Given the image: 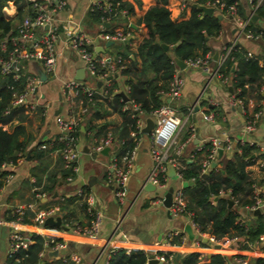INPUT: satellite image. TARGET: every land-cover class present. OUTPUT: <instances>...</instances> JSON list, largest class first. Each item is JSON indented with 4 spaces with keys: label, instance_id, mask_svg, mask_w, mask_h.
<instances>
[{
    "label": "crops",
    "instance_id": "crops-1",
    "mask_svg": "<svg viewBox=\"0 0 264 264\" xmlns=\"http://www.w3.org/2000/svg\"><path fill=\"white\" fill-rule=\"evenodd\" d=\"M14 1L8 0L2 9L4 16L11 22L10 30L13 33H15L20 20L31 12L30 6L25 5L22 7L20 17H17ZM20 1L26 2L25 0H17V2ZM62 1L64 5L56 11L54 20L58 36L54 44L56 62L52 73L55 80L49 77L50 73L46 76L45 81H41L38 84L37 93L40 96V100L36 101L38 105L35 108L31 109L29 107L31 112L27 116V122L14 120L9 126L11 128L16 124L24 125L26 132L32 138L28 147V149L33 147L30 152L39 141L52 140L60 136L57 127H55L57 117L68 119L70 105L60 94V85L64 81L73 80L77 82L78 80L75 79L76 72L82 68V63L76 58L68 38L78 31L93 37L99 33L128 30L130 38L127 42L114 40L111 41V44L105 46V43L109 41L96 40L92 45V49L99 57L113 59L119 55H123L124 58L128 59V62L133 58L136 68H139L140 61L136 55V48L145 32L144 27L139 23V19L146 9L153 4V0H137L138 2H135V0H125L131 4V12H127L126 15L119 16L118 18L109 19L108 21H101L99 18L96 21L87 15L92 0ZM167 3L172 20L180 21L189 16L190 9L178 8L176 0H167ZM236 4L239 5L243 14L242 16L245 18L250 17L248 22L252 21L255 26L264 31V21L258 19L253 13L249 0H236ZM213 12L220 14L215 9H213ZM252 16H256V19L252 20ZM238 17L245 19L239 15ZM219 20L220 30L217 36L207 40V44L210 47V50L207 52L211 58L210 67L215 69V61L222 47L230 43H235V45L245 49L246 52H250L253 56H259L258 63L264 65V42L260 37L249 36L251 33L241 29L230 14L221 15ZM33 36L34 38H38L40 31L34 30ZM171 58L173 61L175 57ZM27 62L25 71L37 76L36 70L37 68L40 69L39 65L34 61ZM174 67V70L183 81L179 96L175 99H169L164 93H161L160 98L163 104L174 108L179 114L177 115L180 119V126L176 133L175 141L177 143L184 142V145L176 158L190 163L192 162L193 154L202 149L206 143L211 145L213 140H216L220 144L225 140L229 141L230 148L228 150L222 149L220 157L223 155L225 158H228L235 150L237 142L251 143L255 145L258 153H264V85L260 87L262 99L257 101L253 98H248L244 109L243 105L240 106V104L234 101V93L228 90L229 82L223 84L216 75L211 76L195 68L184 67L183 69H179L175 63ZM83 73L82 81H85L87 77L86 72ZM93 77H95L94 85L97 88L94 93L98 94L103 89L112 87L111 91L112 89H117L118 92L116 93L123 92L127 97L124 77L118 73L115 76L112 75L110 79L104 78L100 80L97 76ZM98 82H100L99 86H97ZM46 96L54 99L55 102L51 104L52 101L50 99L46 100ZM41 99L44 102H40ZM73 99L71 106L73 109H76L78 102L74 105ZM127 101L123 102L128 104ZM57 102L62 103L63 108L58 106ZM41 103H44L46 106L41 108L39 106ZM253 106H259L261 113L256 120L254 130L246 134L243 131L246 113L252 114L251 109ZM37 107L41 108L40 111H38L39 108ZM87 108V112L78 125L80 127L75 136L76 150H79V154L82 155H89L91 153L90 144L85 139L95 133L90 128L92 125H104L107 129H111L119 126L123 121V115L119 111L113 110L101 99L92 100ZM93 110L99 116H93ZM121 110H123V107ZM209 113L212 114L213 118L206 120L204 116ZM140 114L142 116L137 117L142 127L145 119L150 116L141 112ZM53 122L55 123L54 127L51 126ZM98 137L100 136H93L92 141L94 142ZM150 145L151 139L149 134L146 137L138 136L130 176L126 180L128 181L126 187L128 192L126 195L127 203L124 208L119 207L121 203H118L117 206L114 204L116 201L112 196V188L107 182L108 186L105 185L106 189H103L98 184V174L89 173L83 179L84 183L82 182V186L76 188L72 182L75 176L81 177L83 174V169L80 166L76 165L77 170L73 174L71 181H66L65 179L58 181L52 194L41 191V186L33 185L34 178L31 170L36 163L35 160L29 159L30 153L27 160L25 159V153L22 159H18L14 164L7 166L5 171L10 173V177L6 180L2 178L3 182L0 187V231L6 229V236L3 242L0 241V264L4 263L7 255H9V234L14 229L11 225L14 219V210L18 207L25 209L16 230L22 236L27 237L31 233L41 235L40 229L32 223L33 213L38 209L59 206L60 204L64 206V209L60 211L59 208V212L54 217H59L60 224L58 226L44 224V226L58 230V239L63 240L66 246L61 249L62 251L59 250L55 256H49L48 252L50 251L44 248L42 255L39 256L41 258L45 255L54 258L73 253L80 259L78 264H104L108 258L109 250L121 248L126 252L130 250H142L148 255H155L158 252H170L173 256L176 254L180 256L184 253L197 252L201 256L200 263H205L208 257L214 253L224 256L226 259L225 264H236L235 259L237 257L248 259L251 263L257 259L263 260L264 243L244 244L242 243L244 237L239 238L236 242H229L227 238H223L224 240L222 239V244L218 248L209 247L207 244L201 245L200 242H204V239L197 241L187 214L183 213L177 217H172L167 209L163 207L162 203L156 201L158 197H163L166 190L162 191L156 188L154 190L144 189L147 183L146 178L152 165L148 152ZM117 147L118 144L113 140L112 145L107 148L106 152H99L108 161L106 168L111 158L115 157L117 160L121 158V156H116ZM45 149L49 150L45 159L49 162L48 168L50 169L54 166L57 157L60 155L56 149L50 150L49 144L40 150ZM78 157L79 155L76 160L79 159ZM216 159H218L217 153ZM176 162L177 164L179 163L177 159ZM168 167L174 171V175L168 176ZM168 167L166 170L168 176L166 189L171 187L174 190L183 187L184 182L176 176L175 170L172 167ZM245 170L250 178L254 180L252 190L264 192V170L258 168L256 164L247 166ZM104 173L106 177V171ZM90 178L94 182L88 185L87 182ZM94 187H96V200L93 198ZM78 189L91 196L90 210L101 211L104 215L96 236L80 235L63 227L64 223H77L84 226L89 221L90 217L86 210L87 205L85 200L83 197L76 195ZM27 205H30V207L25 208ZM237 212L239 221L243 222L244 225L254 223L255 215L253 211H249L246 207H243L238 209ZM259 214L264 218V208L260 210ZM116 226H118L117 232L115 231ZM186 226H189L192 232L191 239L188 238V235L184 231ZM173 231H176L178 235L169 238L168 234ZM122 234H124V237L121 236ZM173 238H176L175 243L171 242Z\"/></svg>",
    "mask_w": 264,
    "mask_h": 264
},
{
    "label": "trees",
    "instance_id": "trees-1",
    "mask_svg": "<svg viewBox=\"0 0 264 264\" xmlns=\"http://www.w3.org/2000/svg\"><path fill=\"white\" fill-rule=\"evenodd\" d=\"M8 0H0V41L7 39L14 34L11 29V22L2 12ZM177 1L180 9L189 8V16L180 21H174L170 18V9L167 0H153L143 15L139 23L144 27V36L136 48V55L140 61V67L136 68L133 58L127 61L125 67L117 73L124 77L126 84L128 100L138 107L139 112L134 113L129 110H121L126 105L119 97L118 93H113L108 88L107 96L101 97L97 93L91 95L92 100L101 99L113 110L119 111L123 115V121L119 126L107 129L104 125H92L90 128L95 131L96 136L103 137L107 130H110L112 139L118 144L116 156L120 157L129 151L134 142L130 136L131 132L136 131L137 114L144 113L149 115L152 110L163 104L160 98L161 93L168 91L171 80L174 63L171 57L180 60L194 58L205 55L210 47L207 44L208 39L217 36L220 30V20L214 15H202L200 9L192 7L191 4L204 5L206 2L214 3L213 9L221 15L225 14L228 5L236 0H183L184 6H180L181 1ZM135 2H138L135 0ZM223 2L222 7L218 3ZM255 2V0H253ZM17 17H20L22 7L29 5L27 2L14 1ZM236 6V14L242 16L239 5ZM118 8H124L128 13L132 11L131 4L122 0ZM253 13L258 19L264 21V0L254 8ZM88 17L98 21L101 13L96 9L88 10ZM246 19V18H245ZM252 35L259 34L264 42V31L249 21L244 27ZM166 44L167 50H163L160 44ZM10 43L6 42L4 51H0V57L4 58L10 50ZM124 58L123 55H119ZM259 56H246V50L235 45L230 50L224 61L218 68V72L223 76H229V85L234 97L241 99L245 109V103L248 98L255 100L262 99L260 87L264 85V65L258 63ZM102 73L103 69H98ZM25 69L21 71L17 80L13 79L11 73L0 74V165L2 163L14 164L18 155L24 156L26 150L32 141L31 136L26 132L24 125L16 124L9 127L14 120L27 122V116L31 112L28 105L11 107L9 105L15 93L21 91L24 84ZM114 86V85H112ZM86 102L87 97L79 94L74 97V105L77 102ZM38 111H40V107ZM259 110V106H253L251 112ZM93 116H99L95 110ZM251 114L246 113V119ZM80 126L72 128L68 134L75 137ZM43 143L50 145L51 149H58L61 141L56 139L39 141L30 152L29 159L35 160L36 165L31 170L34 178V186H41L40 190L47 194H52L58 181L64 180L72 175L70 169L63 167L61 157H57L52 168H48L49 162L45 159L49 150L37 149V145ZM210 144L206 143L202 149L193 154L192 162L187 163L184 160H178L177 172L180 173V179L184 182L181 192L186 200V212L189 218L194 222L199 231L219 239L224 236L244 237L247 240L255 239L259 234L264 233V218L262 215H255L253 224L242 225L238 219L237 210L243 207H249L254 203L252 198V186L254 180L246 172V167L255 164L257 160L264 157V153H258L255 145L246 142L235 144V150L228 158L223 155L215 160L214 167H208L202 170L201 163L206 158ZM264 170V167L261 168ZM6 171H0V187L2 178ZM226 195V196H225ZM227 200L234 201L232 208L227 207ZM60 211L64 209L59 205ZM8 218V217H6ZM64 218V217H63ZM65 219V218H64ZM28 245L25 249H17L15 252L7 255L6 264H73L70 260L62 261L61 257H39V253L46 246H52L53 243L36 233L27 236ZM173 238L171 242H176ZM56 239L55 241H59ZM206 245L205 242H200ZM156 255L167 257L172 256L174 264H225V257L214 253L211 254L205 263H200V254L197 252L184 253L175 260V256L170 252H158ZM148 254L142 250H130L117 248L108 251L106 264H145ZM18 260V261H17ZM262 259H257L256 263H261Z\"/></svg>",
    "mask_w": 264,
    "mask_h": 264
},
{
    "label": "built area",
    "instance_id": "built-area-1",
    "mask_svg": "<svg viewBox=\"0 0 264 264\" xmlns=\"http://www.w3.org/2000/svg\"><path fill=\"white\" fill-rule=\"evenodd\" d=\"M31 9L29 15L24 16L15 29V33L12 34L8 40L2 39L0 41V51H4L6 48V42L10 43V50H8L6 57H0V74H8L11 73L13 75V79L17 80L21 71L24 70L23 62L34 61L36 62L40 69L45 73V75H49L53 72L56 58H55V48L54 44L58 39L57 36V26L54 22L55 13L59 10L64 2L62 0H25ZM122 0H92L90 3L89 10L96 9L101 13V21H108L112 18H118L119 16H124L127 14V11L124 8H118L119 3ZM180 6H184L185 2L180 0ZM251 3V7H256L261 0H249ZM223 2L218 3V7H222ZM236 2L228 5L225 9V14H230L236 20V23L241 29L247 25L250 17L246 19H241L236 14ZM203 6L211 7L213 9L214 3L206 2ZM40 31V36L38 38H34L33 31ZM252 37H259V34L252 35ZM130 38L129 31H113L107 33H99L95 36L87 35L84 32H76L72 34L69 38V44L71 49L74 51L76 58L81 61L82 68L84 72H87L91 76H97L98 79L103 80L108 76L115 75L120 69L125 67L128 59L117 56L113 59L99 57L92 49V45L96 40L102 41H122L127 42ZM235 47V43H230L224 47H222L221 52L216 58V67L212 69L210 67L211 58L210 54L206 53L203 56H197L194 58H187L182 60L185 67L195 68L209 75H216L223 84L229 82V79L226 76H223L218 72V68L221 63L224 61L230 50ZM247 57H252L253 55L250 52H246ZM103 69L102 73H98V69ZM40 79L29 73L24 74V84L20 92L15 93L12 99L9 102L11 107L20 106L23 104L28 105L31 109L35 108L38 104L36 101L40 100V96L37 93V86L40 83ZM182 78L173 70V74L171 80L169 82L168 91L164 93L166 97L169 99H175L179 96L180 89L182 87ZM128 88L126 87V92ZM113 93L118 92L117 89H112ZM94 91H91L84 87L82 84L70 80L64 81L60 85V94L64 98V100L70 105V109L68 110V119H63L62 117H57L56 127L60 136H58V140L61 141V146L56 149L58 154L60 155L63 167L70 169L73 174H75L77 168L74 164L77 158V150H76V138L70 136L68 133L72 131L73 127H76L82 121L84 115L87 112V107L92 99L90 98ZM107 89H103L101 92H98V95L101 97L107 96ZM82 94L87 97L86 102H78V106L76 109L72 108V98L77 95ZM31 95L35 96L34 102H28L27 98ZM240 106L243 105L242 100L235 98L234 100ZM128 104L123 106V110L133 111L134 113L139 112L138 107L131 103L129 100ZM41 108H44L46 105L44 103L39 104ZM260 109L251 114L249 119H245V123L243 126V131L248 134L254 130L256 120L260 115ZM149 116L154 121V126L152 131L149 134L151 139V145L149 146L148 152L151 158V168L147 175L146 181L147 183L154 186V188L165 191L166 190V180H167V167L170 166L175 170L176 176L180 179V173L177 172L178 164L176 162V157L179 155L184 142L177 143L175 141L176 133L180 126V119L177 113L170 108L166 104H161L156 109L152 110ZM206 120H211L213 118L212 114L209 113L204 116ZM141 125L139 121L136 122V131L131 132L130 136L134 142L133 147L127 151L124 155L121 156L119 160L115 157L111 158L109 164L107 165L106 171V182L111 186L113 190V195L116 198L118 203H122L125 198L124 187L126 184V180L128 175L130 174L133 156L135 152L136 145L138 143V136L140 134ZM112 135L110 130H107L103 137H98L94 140L92 146L90 147V152L99 153L104 148H108L112 145ZM241 143V142H240ZM243 143V142H242ZM248 143V142H247ZM251 144V143H248ZM45 145L40 143L37 145V149H43ZM221 148L224 150H228L230 148V144L228 140H225L222 144L218 143L216 140H213L210 148L208 150V154L206 158L202 161L201 166L202 170H206L211 162L215 161L217 149ZM22 155H18V159H22ZM16 160V161H17ZM258 168L264 167V157L262 159L257 160L255 163ZM11 165L10 163H2L0 165V171H5L6 167ZM10 177V173L7 172L3 179L6 180ZM73 176L70 175L65 178L66 181H71ZM254 186V185H253ZM252 186V187H253ZM76 195L83 197L86 203V210L89 214V221L86 225L81 226L77 223L73 224H63L66 230H70L71 232L78 233L84 236H96L98 234L101 221L103 219V213L97 210H90L89 206L91 204V196L87 193H84L81 189L76 191ZM254 203L247 207L249 211H254L256 209L261 210L264 208V192L263 191H254L252 196ZM157 202L161 203L162 196L156 199ZM234 204V201H232ZM30 205H27L25 208H29ZM168 213L172 217H177L180 214H187L186 212V200L181 192V188H177L172 190L171 193V202L169 207L166 208ZM25 209L24 208H16L14 210V219L11 222L13 226V230L9 234V246H8V254L15 252L17 249H25L29 243L28 238L22 236L16 229L18 226V222L23 217ZM59 212V206H51L42 209L36 210L32 215V223L38 227L41 231L42 237L46 239L45 245L48 242L53 243L52 246H46L49 251H56L63 249L66 244L63 240L55 241L58 239L57 233L58 230L54 228H47L44 226V221L48 217L54 218ZM240 224L244 225L243 222L240 221ZM190 225L193 229V234L196 237L197 241H201L204 239V242L209 247H214V245L222 244V239L227 238L229 242L238 241V237H222L219 239H214L212 236H209L205 233L199 231L198 226L190 220ZM118 226H116L115 231L117 232ZM64 230V229H63ZM178 235L176 231L170 232L168 237ZM124 237V234L121 235ZM184 240V238H182ZM224 240V239H223ZM242 243L252 245V244H261L264 243V233L259 234L254 241H248L246 239H242ZM42 255V252L39 253V256ZM154 258L159 262V264H174L172 262V256L169 255L164 257L163 255H153ZM62 261L70 260L73 264L79 263V257L74 255L73 253L62 256ZM18 261V260H17ZM106 261L104 264H106ZM236 264H264V259L261 263L250 262L248 259L237 257L235 259ZM2 264H6L5 262ZM146 264V263H145Z\"/></svg>",
    "mask_w": 264,
    "mask_h": 264
},
{
    "label": "water",
    "instance_id": "water-1",
    "mask_svg": "<svg viewBox=\"0 0 264 264\" xmlns=\"http://www.w3.org/2000/svg\"><path fill=\"white\" fill-rule=\"evenodd\" d=\"M191 6L192 7H197L198 9H200L202 15H210V14H212L217 19H220L221 18V15L218 14V13H216V12H213V9L211 7H206V6H203V5H196L194 3H192ZM251 19L252 20H255L256 19V16H252ZM111 43H112L111 41L106 42L105 43V46H107V45H109ZM160 46H161V48L163 50H167V48H168V46L166 44H163V43H161ZM215 55H214V57H215ZM173 61H174L175 65L179 69H183L185 67V65H184V63H183L182 60L177 59V58H173ZM83 72H84L83 68L78 69V71L76 72L75 79L76 80H82L83 79V74H84ZM36 73H37V77L40 79V81H45L46 80V75H45V73L41 69L37 68ZM113 76H115V75H113ZM111 77L112 76H108V77H106V79H110ZM99 85H100V82L97 83V86H99ZM228 90L231 91L230 87H228ZM118 95L120 97H122L123 101H127V97H126V95H124L123 92H119ZM153 126H154L153 119L150 118V117H147L145 119V121H144V125L140 129V133L141 134H146V135L150 134V132L153 129ZM32 148L33 147H31L30 149H28V151L26 152V155H25V159L26 160L28 159L30 150ZM106 150H107V148H104L102 150V152L104 153V152H106ZM220 155H221V148H218L217 149V158H219ZM214 166H215V162H211L210 163V167H214ZM167 171H168V176L174 175V171L171 168L168 167V170ZM92 182H94V181H93V179L90 178L88 180L87 184L88 185H91ZM144 189L145 190H148V189L149 190H154V186L153 185H150L149 183H146ZM171 193H172V188L171 187H168L166 189V192L163 194L161 203H162L163 207H165V208L169 207V205H170V202H171ZM231 206H232V201L231 200H227V207L230 208ZM259 213H260V210H258V209H256V210L253 211V214L254 215L259 214ZM44 224L51 225V226H58L60 224V219H59V217H56V218L48 217V218L45 219ZM62 229H64V228L62 227ZM184 231L188 235V238L191 239L192 238V232H191L189 226H186L184 228ZM213 248H218V245H214ZM56 254H57L56 251H50V252H48V255L49 256H55ZM174 258H175V260H177L179 258V254H176ZM146 264H159V262L154 258L153 254H149L148 257H147Z\"/></svg>",
    "mask_w": 264,
    "mask_h": 264
},
{
    "label": "rangeland",
    "instance_id": "rangeland-1",
    "mask_svg": "<svg viewBox=\"0 0 264 264\" xmlns=\"http://www.w3.org/2000/svg\"><path fill=\"white\" fill-rule=\"evenodd\" d=\"M118 42V41H116ZM25 66H27L28 62H23L22 63ZM25 70H26V67H25ZM27 72V71H26ZM53 73V72H52ZM52 73L51 75L49 76L50 78H52L53 80H55L54 76H52ZM86 79L85 81L83 80H78L77 82L78 83H81L84 87H86L87 89L91 90V91H94L96 92V87L94 85L95 83V77L89 75L87 72H86ZM50 81V80H49ZM48 81V82H49ZM46 100L47 99H50L52 101L51 104H53L55 101L54 99L46 96L45 98ZM27 101L28 102H34L35 101V96L31 95L30 97L27 98ZM40 102H44L43 99H41ZM58 106H60L61 108H63V104L60 103V102H57ZM169 106V105H168ZM170 107V106H169ZM172 108V107H170ZM177 114V110H175L174 108H172ZM179 115V114H178ZM138 117H141L142 115L139 113L137 115ZM54 122L53 124H51L52 127H54ZM56 125V124H55ZM56 127V126H55ZM92 130V129H91ZM93 136H95V133L92 135V136H89L86 140V142L90 144V147L92 146L93 144V141H92V138ZM139 136H142V137H146L147 135L146 134H139ZM79 155V159L75 161V165L77 166H80V168L83 169V174L80 176H75L74 177V180L72 182V184L75 185L76 188H80L82 186V184L84 183L83 179L89 174V173H94V174H98V184L103 188V189H106V186H108V184L106 183V178H105V171H107V168H106V164L108 163L107 159L105 157H103L102 155H100L99 153H93L91 152L89 155H82V154H79V150L77 151V156ZM110 162V160H109ZM104 173L103 177H102V174ZM130 176V174L128 175V177ZM127 177V179H128ZM83 182V183H82ZM127 183L128 181H126V184H125V187H124V191H125V198L123 200V202L121 203V205L119 207L121 208H124L126 206V195H127V190H126V187H127ZM106 185V186H105ZM96 187L93 188V198H95V200L97 199V196H96V191H95ZM112 192V196L114 198V200L117 202L116 198L114 197L113 195V190H111ZM114 202V201H113ZM114 202V204L117 206L118 205V202L116 203ZM97 208V207H96ZM104 216V215H103ZM0 241L3 242V239L4 237L6 236V229H2L0 231ZM1 242V243H2ZM62 251V250H61Z\"/></svg>",
    "mask_w": 264,
    "mask_h": 264
}]
</instances>
